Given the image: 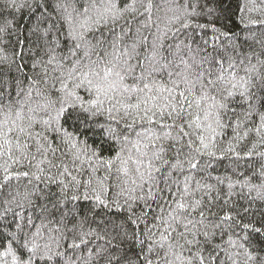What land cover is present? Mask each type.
Here are the masks:
<instances>
[{
	"label": "trees",
	"instance_id": "trees-1",
	"mask_svg": "<svg viewBox=\"0 0 264 264\" xmlns=\"http://www.w3.org/2000/svg\"><path fill=\"white\" fill-rule=\"evenodd\" d=\"M105 2L107 0H15L16 6L12 7L7 0H0V28L5 29L0 32V110L22 109L26 117L32 116L37 121L47 119L48 113L41 106L51 101L53 108L58 107L64 97L61 89L65 84L71 90L82 74L98 69L101 61L106 63L114 54L127 60L122 53L132 51L133 47L135 52L129 62L136 67L135 75L140 74L141 65L147 69L157 60L169 65L173 72L183 71L184 61L193 78L203 72L205 82L208 78L216 81L212 94L217 101L227 96L228 91L237 93L222 116L225 127L219 129L221 134L216 137L218 155L198 157L200 170L190 172L187 148L178 153L175 148H169V141L163 142V147L168 149L165 153L168 163L161 166L160 173H154L158 187H151V191L157 200L163 197L168 204H173V199L183 193L187 177L194 198L202 201L205 222L220 223L225 229L223 234L216 229L214 241L228 247L230 234L233 240L239 241L248 231L243 229L244 224L260 226L264 222V199L261 198L264 197V155H260L264 153V142L256 131L264 114L259 103L264 88L258 83L253 89L256 96L249 97L253 105L250 106L249 100L238 95L242 89L231 87L242 78L259 81L258 74H264V23H261L264 0H152L150 12L125 14L114 25L109 23L85 31L83 40L71 39L70 25L65 19L68 13L72 14L71 27L80 32L83 31L79 26L84 18L83 6L95 4L102 9ZM115 2L122 8L130 0ZM41 4L42 7H37ZM93 11L90 8L89 14ZM140 11L143 12V8ZM77 43L79 48L75 47ZM69 72H72L71 78ZM220 76L222 80L217 79ZM151 79L167 83L169 77L165 71L154 73ZM126 83H132L131 78ZM76 91L87 98L84 88ZM199 92L197 85V96ZM48 111L55 114L51 108ZM60 123L76 147L62 142L63 133L55 140H52L53 134L48 133L49 143L56 151L53 154L49 150L45 156L38 153L35 142L29 140V151L36 159L31 164L24 161L23 166L13 168L14 173L28 171L29 177H14L7 186L0 187V251L9 242L16 246L10 234L31 240L40 229L39 242H50L54 251L63 254L56 258L58 264L65 261L68 264H109L113 254L134 255L139 246L130 249L129 241L122 240L123 232L136 226L129 220L125 197L117 195L124 186V178L116 171L119 161L109 172L98 158L115 160L122 147L125 149L122 155L127 157L129 141H134L135 133L148 126L137 124L128 129L123 122L116 124L109 120L106 114L92 117L83 113L79 106L69 109ZM109 127L115 129L116 138L109 136L106 131ZM153 127L161 133L168 131ZM41 130L39 124L34 126V132ZM229 144L235 147V152L222 153ZM250 151L252 155L248 156ZM78 152L80 159H76ZM135 155L133 151L134 159ZM42 159L45 162L40 167L44 172L37 180L32 175L37 172L33 165ZM128 166L135 168L131 161ZM2 177L0 171V180ZM97 181H104L107 188L104 194L109 202L107 208L94 198ZM149 190L146 185L143 191L137 189L135 195H144L147 199ZM113 199H118L123 207L117 209L112 204ZM147 203L155 211L146 209L143 201H137L134 207L137 215H142L141 209L148 211L144 217L146 224L140 223L138 229L145 247L149 244L145 235L147 228H152L154 217L161 214L156 200L147 199ZM167 211L164 206L165 215ZM226 214L232 217L230 222L222 221ZM193 216L200 219L197 213ZM227 223H231L232 228H227ZM152 230L159 239L158 230ZM250 240L253 252L264 251V236L251 234ZM73 243L80 247H69ZM237 259L239 264H244L243 256Z\"/></svg>",
	"mask_w": 264,
	"mask_h": 264
},
{
	"label": "snow or ice",
	"instance_id": "snow-or-ice-1",
	"mask_svg": "<svg viewBox=\"0 0 264 264\" xmlns=\"http://www.w3.org/2000/svg\"><path fill=\"white\" fill-rule=\"evenodd\" d=\"M7 2L12 7L16 6L15 0H7ZM138 4L140 7H137ZM42 6V4L37 5V7ZM19 7H23V5ZM152 7V0H147V3H144V0H130L122 8L117 6L115 0H107L102 9L96 7L95 4L83 6L81 15L84 18L79 25L83 31L77 32L75 27H71L73 23L71 13L65 17L70 25L69 36L76 41L83 40L85 31L107 26L109 23L114 25L125 14L139 13L143 15L144 12H150ZM90 8L94 10L91 15L89 14ZM140 8H143V12L140 11ZM249 22L256 23V21ZM2 31L5 29L0 28V32ZM75 47L79 48L80 44L77 43ZM113 47L115 51V45ZM134 52L135 48L133 47L132 51L122 53L123 56L128 57L127 60H122L121 55L114 54L112 59L106 63L101 61V66L98 69L82 74L71 90L65 84L61 89L64 92V97L58 107L53 108L51 101L41 106L42 110L48 113L47 119L37 121L32 116L26 117L22 109L15 112L10 108L8 111L0 110V115H2V119H0V160L3 161L0 163V171L3 172L0 187L7 186L14 177L16 179L21 176L29 177L28 171L13 172L14 166H23L24 161L31 164V161L36 159L29 151L31 147L28 143L29 140L34 141L36 151L45 156L49 150L53 154L56 151L49 143L48 133L53 134L52 140L63 133L62 142L71 144L73 148L76 147V143L63 131L60 123L69 109H75L79 106L83 113L92 117L106 114L109 120L115 121L116 124L123 122L128 129H133L137 124L147 125V128L135 133L136 139L134 141H129L131 147L127 150V157L122 155L125 151L122 147L117 152L115 160L104 161L98 158L100 164L109 172H111L115 162L119 161L116 171L124 178V186L121 187L117 195L125 197L124 205L130 213L129 220L136 226L131 231L125 230L122 240L129 241L130 249L139 246V251L132 256L127 254L111 255L109 264L113 260L115 264H239L237 257L240 256L244 257V264H264V251L253 252L251 250L253 244L250 240L251 234L264 236V222L260 226L244 224L243 229L248 231L243 237L239 241L233 240L230 234L227 241L228 247H224L216 243L214 237L216 236V229H220L221 234L225 229L221 227L220 223L210 225L205 222V212L201 207L202 201L194 198V192L188 184L187 177L185 178L183 193L178 198L173 199V204H168L163 197L157 200L151 191V187H158L155 184L154 173H160L161 166L168 163L165 156L168 149L163 147V142L169 141V148H175L178 153L182 148H187L186 162L190 172L200 170L198 157L205 155L216 157L218 155L216 137L221 134L219 129L225 127L222 123V116L229 110V101L237 93L228 91L227 96H223L220 101H217L216 96L212 94L216 81L208 78L205 82L203 72L195 74L193 78V74L189 71V65L184 61L182 63L185 64V69L181 72H173L169 70V65L160 64L157 60L150 64L147 69L141 65L140 74L135 75L136 67L129 62ZM165 71L169 77L167 83H157L151 79L154 73ZM208 75L210 77L211 73ZM258 75L259 81L252 78H242L240 81L231 84L232 89H242L238 95L249 100L250 106L253 105L249 97L256 96L253 89L257 88L258 83L261 88H264V83H260L264 82V74ZM71 77L72 72H69V78ZM129 78H131L132 83H126ZM217 79L222 80L223 77L220 76ZM197 85L200 88L198 96L196 93ZM80 88L85 89L87 98L78 95L76 90ZM259 103L264 108V94L260 95ZM50 108L54 111V115L48 111ZM30 111L35 110L30 109ZM260 121L256 131L261 135V141L264 142V132L261 131L264 129V114L260 116ZM36 124L41 126V132H34ZM153 126L168 129V131L161 133ZM106 131L110 137L116 138L115 129L109 127ZM173 131H175V135H173ZM133 151L136 154L135 159L133 158ZM221 152L234 153L235 147L229 144ZM92 155L95 156L96 153L93 152ZM237 155L239 154L237 153ZM247 155L251 156V151ZM260 155H264V153ZM76 159H80L79 152L76 154ZM129 161L135 165L134 169L129 168ZM44 162L45 160L42 159L33 165L37 172L32 173V175L37 180L40 179V174L44 172V169L40 167ZM48 163L51 164V161ZM176 166L178 165L173 167ZM95 170L94 168L93 171ZM76 182L79 183V181ZM87 183L90 185L91 180ZM97 185L98 187L93 189L96 193L94 198L99 205L107 208L109 202L104 198V194L107 193L104 181H97ZM146 185L150 189L147 193V199L156 200L161 213L154 217L155 222L152 228H147L145 234L149 241L147 247H145V240L140 238L141 233L138 229L140 223L146 224L144 217L148 215V211L141 209L142 215H137L134 211L137 201H143L146 209L155 211L151 209L144 195H135L137 189L143 191ZM168 190L171 191L170 188ZM186 197L193 198L186 199ZM261 198L264 199V197ZM73 199H78V197L73 196ZM112 204L117 209L123 207L118 199H113ZM19 206L23 207V204ZM164 206L168 208L166 215L164 214ZM193 213H197L200 219H195ZM231 220L232 217L227 214L222 218L223 222H230ZM153 228L158 230L159 239L155 238L157 232H154ZM227 228H232V224L227 223ZM10 235L12 240L16 241V246L14 247L9 242L4 250L0 251V264H58L56 258L63 255L53 250L52 243L44 242L41 244L39 242V239H42L40 229H37L31 240L26 237L20 239L14 233ZM84 242L81 240V243ZM69 247L79 248L80 245L73 243ZM65 264L68 262L65 261Z\"/></svg>",
	"mask_w": 264,
	"mask_h": 264
}]
</instances>
